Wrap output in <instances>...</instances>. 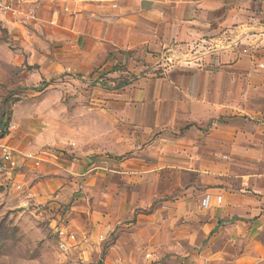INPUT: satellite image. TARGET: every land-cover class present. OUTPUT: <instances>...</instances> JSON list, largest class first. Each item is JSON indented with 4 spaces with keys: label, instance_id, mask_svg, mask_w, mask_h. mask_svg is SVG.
Instances as JSON below:
<instances>
[{
    "label": "crops",
    "instance_id": "1",
    "mask_svg": "<svg viewBox=\"0 0 264 264\" xmlns=\"http://www.w3.org/2000/svg\"><path fill=\"white\" fill-rule=\"evenodd\" d=\"M44 3L59 7L49 21L67 70L116 75L112 64L125 52L149 62L105 101L114 112L109 153H126L107 161V198L77 192L81 175L99 172L88 159L5 145L25 197L73 199L65 219L82 233L110 229L157 201L137 222L171 236L167 250L181 257L161 264H264V0ZM129 186L140 188L138 197L119 196L117 188ZM165 187L186 189L159 201Z\"/></svg>",
    "mask_w": 264,
    "mask_h": 264
},
{
    "label": "rangeland",
    "instance_id": "2",
    "mask_svg": "<svg viewBox=\"0 0 264 264\" xmlns=\"http://www.w3.org/2000/svg\"><path fill=\"white\" fill-rule=\"evenodd\" d=\"M44 1L24 0L23 11L33 18L0 17V147L8 145L19 152L49 149L88 159L99 172L81 175L77 192L82 198H107L111 190L107 161H119L126 153H109L114 145L108 140V119L114 112L105 101L125 90L142 72L135 68L149 60L140 52L120 53L112 64L116 75L100 71L101 67L84 74L67 70L66 58L53 52L60 33L49 21L50 13L59 15V7L49 11ZM117 144L124 145L122 140ZM16 171L0 162V264H161L181 257L167 250V244L173 243L170 235L149 228L144 218L137 222L139 215L152 213L157 201L148 208H136L129 219L110 229L82 233L65 219L75 211L73 199L36 203L25 197L14 179ZM117 189L119 196L140 193L139 187ZM158 189L162 193L157 198L164 201L181 196L186 188ZM153 192L154 188H148V196ZM59 230L74 233L75 239L60 238Z\"/></svg>",
    "mask_w": 264,
    "mask_h": 264
},
{
    "label": "built area",
    "instance_id": "3",
    "mask_svg": "<svg viewBox=\"0 0 264 264\" xmlns=\"http://www.w3.org/2000/svg\"><path fill=\"white\" fill-rule=\"evenodd\" d=\"M23 4L24 0H0V17L9 18L22 16L27 19L33 18L31 14L26 15L24 13ZM259 66H262V64H260ZM0 162L9 166V168H17L16 162L13 160V154L11 153L10 149L5 145H2L0 147ZM57 233L60 238L64 237L69 240L75 239L73 234H69L64 230H59ZM150 256V253L146 254L147 258ZM180 264L185 263L181 262Z\"/></svg>",
    "mask_w": 264,
    "mask_h": 264
}]
</instances>
